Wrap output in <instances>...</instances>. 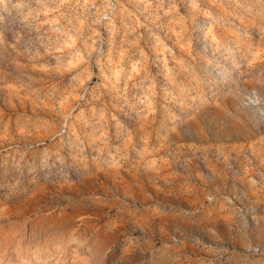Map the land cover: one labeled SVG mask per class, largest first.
I'll return each instance as SVG.
<instances>
[{"label":"rangeland","instance_id":"rangeland-1","mask_svg":"<svg viewBox=\"0 0 264 264\" xmlns=\"http://www.w3.org/2000/svg\"><path fill=\"white\" fill-rule=\"evenodd\" d=\"M0 264H264V0H0Z\"/></svg>","mask_w":264,"mask_h":264}]
</instances>
